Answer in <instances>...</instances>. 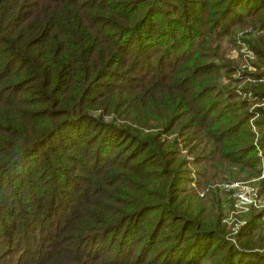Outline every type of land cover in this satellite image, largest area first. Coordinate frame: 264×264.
Instances as JSON below:
<instances>
[{"label": "trees", "instance_id": "trees-1", "mask_svg": "<svg viewBox=\"0 0 264 264\" xmlns=\"http://www.w3.org/2000/svg\"><path fill=\"white\" fill-rule=\"evenodd\" d=\"M257 74L264 0H0V264H264V210L233 244L212 187L264 197Z\"/></svg>", "mask_w": 264, "mask_h": 264}, {"label": "rangeland", "instance_id": "rangeland-1", "mask_svg": "<svg viewBox=\"0 0 264 264\" xmlns=\"http://www.w3.org/2000/svg\"><path fill=\"white\" fill-rule=\"evenodd\" d=\"M247 34H249V36H247V39H253L254 36H252V35H256L253 32H251L252 35H250V33H247ZM238 38L241 39L240 36ZM241 43H242V41L239 40L238 41V44L235 47L228 48V52H227V57L229 59L236 60V62H237V72H245L246 74H255V73H259V72L261 73V71H258L256 69V66H255V63H256V55L254 54L253 50L251 48H249V50L252 51V53L254 55V58L253 59L247 58L241 52ZM245 44L248 45L247 42H245ZM238 75L239 74L237 73L234 76H232L233 78H231V80L232 79L235 80V77H236L234 86H232V88L235 89V90L238 88V86H235V85H237V83H239L237 81L238 80L237 79ZM257 75H260V74H257ZM250 76H252V75H249V77ZM263 77H264V75H263ZM257 107L260 108L262 106L258 105ZM83 129H85V128H83ZM253 130L255 131L254 128H253ZM191 178L194 180L195 179V176L192 175ZM248 181H249V179L248 180H237V181L234 180V181H230V182H248ZM230 182L223 180L221 182H216V184L214 183V185L212 187H216V189H218V191L217 190H213V193H219L222 196L221 199H222L223 204H225V211H224V214H223L222 224L225 225L226 228H227V230H228L227 231L228 233H227L226 238L227 239L232 238V240L234 242H232V241H230V242L233 243V244H236L235 234H233V231H238L239 232V230H240V228L242 226L241 224L242 223H245V221L247 220V215H238V216H236V218L238 220H231V221L227 220V217H229L231 215L230 210H231L232 207H230V206L232 205V203H231V201H228L227 196L225 195V193L223 192V190L220 189L219 186L223 185L224 183H230ZM191 184L192 183H186L185 186L188 187V188H190V187H192ZM193 185H195V183H193ZM193 191H195L196 193H198L199 197H203L206 194L207 189L206 190H202V189L199 190V188L196 187V188H194ZM202 194H203V196H201ZM263 208H264V197L262 196L261 197V203L259 205V209L256 210V211H260ZM60 217H61L60 214H59L58 217L55 216L54 217V221H56V223H58L60 221ZM29 236H30V238L28 240H26V242H23L22 246L25 245V244H34V241L33 240H35V238H37L38 234L31 233ZM0 250H1V247H0ZM18 254H17V252H14V249H13V253H11V256H10V257H13V261H11V258H7L6 256H4L3 262H5V261L6 262H9L10 261L9 262L10 264H15L17 262V259L19 258V255ZM0 256H3V254H0Z\"/></svg>", "mask_w": 264, "mask_h": 264}, {"label": "built area", "instance_id": "built-area-1", "mask_svg": "<svg viewBox=\"0 0 264 264\" xmlns=\"http://www.w3.org/2000/svg\"><path fill=\"white\" fill-rule=\"evenodd\" d=\"M248 32H252L251 29L248 30ZM238 36H241V33H239ZM241 52L244 56H246L249 59H253L254 55L251 50H249L248 46L245 43H241ZM264 79L260 77V75H255L254 77H250L248 79V82L250 83H260L263 82ZM236 91L239 94L244 95L247 99L251 98V94H244L239 91L237 88ZM264 108V103H261V105ZM263 178V174L257 178L249 180L248 182H230V183H224L223 185L219 186L220 189L223 190L225 195L227 196L228 201H231L232 205L230 207L231 215L227 217V220H238L236 216L238 215H248L252 210H258L259 205L261 203V196L259 192V187L257 186L256 182L259 179ZM203 196V194L201 195ZM229 207V208H230ZM264 209V208H263ZM261 209V210H263ZM260 210V211H261ZM245 223H242L241 225H244ZM238 231H233V234H237ZM230 241L234 242L232 238L229 239ZM264 255V251H260Z\"/></svg>", "mask_w": 264, "mask_h": 264}]
</instances>
